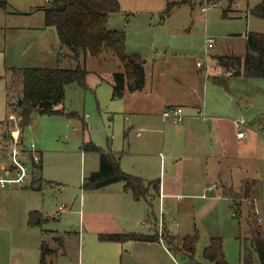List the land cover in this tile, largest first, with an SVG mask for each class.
Wrapping results in <instances>:
<instances>
[{
	"label": "rangeland",
	"instance_id": "rangeland-1",
	"mask_svg": "<svg viewBox=\"0 0 264 264\" xmlns=\"http://www.w3.org/2000/svg\"><path fill=\"white\" fill-rule=\"evenodd\" d=\"M0 1L2 122L13 114L10 119H18L17 111L9 108L8 104L7 87L13 79L14 69L68 67L72 63L59 58L58 33L54 27L45 25L43 7L51 6L53 0ZM118 1L121 13L118 12V17L112 20L113 27L116 22L121 28L117 30L128 32V47L135 53L142 51L149 58H156L148 62L147 85L140 93L142 99L150 102L152 109L158 107L162 100L179 95L187 84V79L180 74L182 69L193 70L200 60L213 64V73H218L220 70L214 56L236 53L243 49L242 40L248 31L264 30V20L250 14V9L262 0H239L238 6H229L227 0H203L202 3L196 0L194 7L179 3L181 0ZM206 3L209 4L207 11L202 12L201 8ZM170 4L173 8L168 13ZM160 5L164 8L158 10ZM226 10H229V17H224ZM207 37L215 39V47L209 50ZM88 68L93 72L87 76V87L77 83L67 85L64 102L59 106L66 113H76V117L37 114L31 124L25 126L24 142H34L43 151L42 173L48 183H43L40 190H18L3 198L1 207L5 213L8 237L35 243L32 248L35 264L40 263L39 246L43 238L58 249L57 253L47 257V264H210L204 258V250L211 237H220L228 263L245 264L241 256L244 243L240 237L248 236L249 201H239L238 197L246 185L252 186L251 193L264 235V77L231 81L233 94L243 109L238 117L244 118L257 135L251 140L254 145L252 151L226 158L222 174L228 183L224 188L230 192L226 201L212 205L209 200H200L193 211L191 204H187V209L181 211L179 217L168 206L161 210L158 201L150 211L149 220L154 224L149 229L150 235L155 234V225L160 229L159 222L162 221L161 230L178 237L173 239L175 245L180 244L182 235L193 233L196 227L199 239L194 257L185 255L161 238L160 243L166 246V252L158 244L140 243L132 247L128 242L118 243V251L112 254L111 261L103 263L106 249L101 247L107 243L99 237L93 239L84 234L83 224L85 214L102 210L101 202L107 191L84 190V179L99 168V155L83 152L82 148L90 141L104 150L121 147L125 143L127 115L121 108V101L113 99L110 81L113 72L125 69L111 49H106L100 60L89 62ZM99 75L104 80L101 81ZM162 153L165 155L164 150ZM233 197L238 199L234 201ZM63 203L67 206L58 214V207ZM235 203L242 209V216L238 218L233 214L232 205ZM32 211L41 212L35 224L31 222ZM177 222L180 226L176 225ZM50 234L63 237L62 243L51 240ZM253 264H262L257 255Z\"/></svg>",
	"mask_w": 264,
	"mask_h": 264
},
{
	"label": "crops",
	"instance_id": "crops-1",
	"mask_svg": "<svg viewBox=\"0 0 264 264\" xmlns=\"http://www.w3.org/2000/svg\"><path fill=\"white\" fill-rule=\"evenodd\" d=\"M161 8H164L163 5H160L158 10ZM119 13L110 15L109 25L112 29H121L119 26L117 27L116 22L113 27L112 22ZM255 32L264 33V30ZM247 33L242 40L243 49L233 54L244 57ZM126 41L128 47V37H126ZM127 49L133 50L129 47ZM132 53L135 51L133 50ZM138 54L143 57L145 68L150 60H156L153 57L149 58L142 51ZM219 55L225 54H217L216 56ZM216 56L213 58L216 59ZM196 64L197 67L193 70L182 69L180 74L188 82L186 81L187 84L178 93L179 95L162 100L154 109H152L150 102L140 97V93L145 91L147 76L143 89L131 92L127 88L123 97L119 99L121 108L127 115L124 133L125 143L121 147H114L109 150L97 146L106 153L114 154L119 159L122 170L126 173L139 176L146 182L159 180V191L150 188L145 197L136 200L132 191L125 189L124 182H116L96 189L107 191V196L102 199L103 208L100 212L85 214L84 234L87 233L93 239L95 237L100 239L101 234L107 233L134 232L151 236L149 229L154 224L150 222L149 217L154 202H159L161 210L163 206H168L170 211L179 217L180 212H185L187 209V204H191L192 208L190 207V209L193 211L201 203L200 200H209L212 205H219L221 201H226L224 194L226 189L224 187L228 183L222 176L226 158L231 159L247 150L252 151L254 145L251 140L257 135L256 130L248 127L247 136L239 139L235 127V120L241 116L243 109L240 107V100L233 94L231 81L246 78L231 76V73L225 72L218 63L217 69L220 71L215 74L213 73L214 65L210 62L208 64L212 69L209 74L206 73L204 66L206 63L199 60ZM214 76L226 78L228 88L216 84L213 80ZM102 80H104L103 77ZM110 81L113 89L112 74ZM175 106H181L185 111V119L179 124L172 120H165L163 116L166 109ZM9 116L7 121H15ZM6 120L2 122H6ZM23 139L24 131L22 132ZM162 150H164L165 155H163ZM82 151L93 152L85 151L83 148ZM95 153L99 155L100 164V154L99 152ZM42 162L43 151L39 170L43 183H48L43 177ZM31 182L25 187L0 188V264H35L32 248L36 244L33 245L32 242L26 240L8 237L5 213L1 207L4 197L18 190L32 188ZM66 206L64 203L61 204L58 207V214L65 210ZM161 224L162 221L159 222V230L155 225L156 232L153 235L161 236L165 233V230H161ZM176 225L180 226L179 222ZM195 229L194 226V231ZM49 237L53 241L59 238L55 234H50ZM43 241L46 240L43 238L40 243V253ZM102 242L107 243L104 244L105 247H101L106 249L103 263L111 261L112 254L118 251V246H116L118 243L128 242L132 247H136L140 243L158 244L166 252V246L160 241ZM50 247L58 250L51 245Z\"/></svg>",
	"mask_w": 264,
	"mask_h": 264
},
{
	"label": "trees",
	"instance_id": "trees-1",
	"mask_svg": "<svg viewBox=\"0 0 264 264\" xmlns=\"http://www.w3.org/2000/svg\"><path fill=\"white\" fill-rule=\"evenodd\" d=\"M221 2L222 0H209ZM202 3L203 0H200ZM229 6H238L239 0H227ZM179 3L190 4L194 7L196 0H181ZM1 4V1H0ZM172 4L167 7L168 13ZM121 11L118 0H53L51 6L43 7L45 25L54 27L58 33L60 45L58 56L60 59L70 61L68 67H22L14 69L13 79L8 89L9 108L18 112V121L10 122L24 131L25 126L31 124L33 116L37 114H66L76 117L74 112L66 113L59 108L65 99L66 86L77 83L87 87V76L93 72L88 68V63L98 61L106 49H111L115 56L122 62L124 71H115L113 79V99L123 97L125 90L134 92L143 89L146 82V68L143 57L138 53H130L126 46V32L112 29L109 25L110 15ZM250 14L264 19V0L250 9ZM224 17H229V10L224 12ZM218 65L231 76H242L246 79L264 77V33L250 31L247 33V46L244 57L236 54L216 56ZM102 79L103 76L99 75ZM214 82L223 88H228V81L222 76H214ZM17 100L15 101V99ZM21 101V103H20ZM7 125L8 121L6 120ZM5 123V122H2ZM0 123V124H2ZM84 127H86L85 123ZM85 151L99 152L100 164L96 171L91 172L83 182L84 190H96L116 182H124L125 189L131 190L136 200L145 197L150 188L159 191V180L144 181L141 177L126 173L120 166L119 159L112 153L104 152L92 141L84 143ZM41 164V163H40ZM40 164L34 170L32 188L40 190L43 179L40 175ZM255 182H253V185ZM252 186L246 185L245 191L239 195V201L248 202L249 211L247 222L248 236L240 237L244 247L241 256L245 264H253L256 255L264 264V235L259 223L255 200L252 197ZM226 197L229 191H224ZM238 198L233 200L236 201ZM235 218L242 216L240 204L232 205ZM40 215L38 211L31 212V222L36 223ZM165 239L169 245L191 258L194 257L199 239L198 230L194 233L180 237V244L175 245L174 234L163 233L159 235H143L134 232L101 234L102 241L127 242V241H160ZM57 243H62V238H56ZM249 242V246L247 243ZM57 253L55 249L43 241L41 244L40 264H47V257ZM204 258L211 264H229L226 260L223 241L220 237H211L204 250ZM201 264V263H195Z\"/></svg>",
	"mask_w": 264,
	"mask_h": 264
},
{
	"label": "built area",
	"instance_id": "built-area-1",
	"mask_svg": "<svg viewBox=\"0 0 264 264\" xmlns=\"http://www.w3.org/2000/svg\"><path fill=\"white\" fill-rule=\"evenodd\" d=\"M206 3L201 11L206 12ZM215 39L207 37V50L214 47ZM206 73L209 74L212 67L206 63ZM165 120L174 123H182L185 119V111L181 106L170 107L163 112ZM15 120V122H17ZM10 120L0 124V188L25 187L32 178L34 170L42 161V151L37 145L26 143L22 140V131L18 127L12 128ZM237 137L243 139L247 136V123L244 118L235 120ZM163 231V230H162Z\"/></svg>",
	"mask_w": 264,
	"mask_h": 264
},
{
	"label": "water",
	"instance_id": "water-1",
	"mask_svg": "<svg viewBox=\"0 0 264 264\" xmlns=\"http://www.w3.org/2000/svg\"><path fill=\"white\" fill-rule=\"evenodd\" d=\"M20 103H21V101H20Z\"/></svg>",
	"mask_w": 264,
	"mask_h": 264
}]
</instances>
